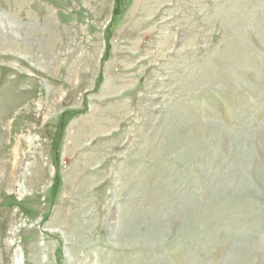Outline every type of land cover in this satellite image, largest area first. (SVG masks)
<instances>
[{"label": "rangeland", "instance_id": "rangeland-1", "mask_svg": "<svg viewBox=\"0 0 264 264\" xmlns=\"http://www.w3.org/2000/svg\"><path fill=\"white\" fill-rule=\"evenodd\" d=\"M1 24L0 264H264V0Z\"/></svg>", "mask_w": 264, "mask_h": 264}, {"label": "bare ground", "instance_id": "bare-ground-1", "mask_svg": "<svg viewBox=\"0 0 264 264\" xmlns=\"http://www.w3.org/2000/svg\"><path fill=\"white\" fill-rule=\"evenodd\" d=\"M2 17H3V15H2ZM4 18H6V20H7V22H5V24H8V28H9V27H11V28H12V27H15V23H13V22H11L10 20H8L7 17H4ZM6 26H7V25H6ZM0 28L2 29L3 32H8V29L5 28V27L3 26V24L0 25ZM12 31H14V30H12ZM12 31H11V32H12ZM2 34H3V33H2ZM11 34H12V33H11ZM11 34H10V35H11ZM14 35L18 37V34H17L16 32L13 33L11 36H14ZM16 39H17V38H16ZM12 44H13V42H10V46H11V47L13 46ZM169 127L172 129V127H171L170 125H169ZM177 131H178V130H177ZM171 133H172V134H171V137L175 138V136H177V135H175V132H174L173 130L171 131ZM170 140H171V139H170ZM168 148H169V147H168ZM171 150H172V149H171ZM115 227H116V226H115ZM132 234H133V233H132ZM120 236H121V235H120ZM123 237H124V236H123Z\"/></svg>", "mask_w": 264, "mask_h": 264}]
</instances>
